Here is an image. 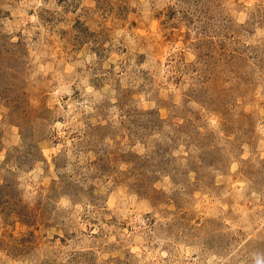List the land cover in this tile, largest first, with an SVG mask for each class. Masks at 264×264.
<instances>
[{
  "label": "rangeland",
  "instance_id": "obj_1",
  "mask_svg": "<svg viewBox=\"0 0 264 264\" xmlns=\"http://www.w3.org/2000/svg\"><path fill=\"white\" fill-rule=\"evenodd\" d=\"M0 264H264V0H0Z\"/></svg>",
  "mask_w": 264,
  "mask_h": 264
}]
</instances>
